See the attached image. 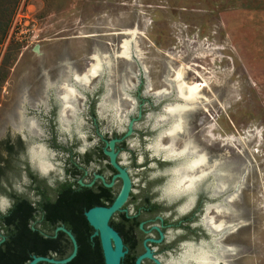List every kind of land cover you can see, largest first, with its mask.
I'll return each instance as SVG.
<instances>
[{"label":"rangeland","instance_id":"rangeland-1","mask_svg":"<svg viewBox=\"0 0 264 264\" xmlns=\"http://www.w3.org/2000/svg\"><path fill=\"white\" fill-rule=\"evenodd\" d=\"M128 31L136 34L140 55L116 58L121 43L130 39L124 34ZM0 46V165L17 158L30 162L34 143L47 146L42 134L49 114L46 93L53 89L59 94L73 75L87 72L98 54L111 67L81 89L87 94L79 103L81 134L86 140L94 137L91 101L96 115L104 113L97 115L104 135H121L132 127L119 155L121 164L135 187L151 185L157 191L177 162H159L147 149L167 128L156 129V119L164 107L179 101L174 90L167 97L155 94L169 92L167 82L181 68L188 83L205 84L206 103L184 114L174 147L178 152L190 142L206 156L208 168L217 161L223 179L239 184L231 202L226 197L235 193L232 186L209 201L215 206L225 200L229 212L212 211L210 216L215 225H236L220 238L231 249L229 264H264V0H0ZM114 102L121 122L109 108L98 109ZM7 141L14 157L8 156ZM161 145L169 146V139L162 138ZM64 158L56 151L50 157L54 178L60 181ZM11 180L19 194L33 198L24 174ZM204 181L202 189L215 183L213 176ZM1 187L3 205L9 199ZM182 202L174 200V208Z\"/></svg>","mask_w":264,"mask_h":264},{"label":"flooded vegetation","instance_id":"flooded-vegetation-1","mask_svg":"<svg viewBox=\"0 0 264 264\" xmlns=\"http://www.w3.org/2000/svg\"><path fill=\"white\" fill-rule=\"evenodd\" d=\"M76 90L79 94L76 93V99L72 102L74 104L71 103L70 105L73 108L75 107L77 111L75 110L72 115L70 113L71 109L67 108L64 118L61 116L63 110L61 94L64 90L60 89L59 94L53 89L46 93L48 96L46 107L49 114L45 127L46 131H42V134H46L47 146H38L34 143V161L21 162L17 158L15 161H6L0 165L2 172L6 175H12L20 170L21 174L28 178L30 182L28 191L33 194V198H29L27 194H19L12 182L2 184L3 193L9 199L8 202L4 201L2 206L7 208V204L9 205L6 213L0 214L6 216L12 209L15 198L18 197L34 207V226H44L43 235H47L46 224H51L49 220L45 221V212L53 211L59 203L63 206L64 226L62 228L66 231L72 234L69 228L72 223L76 222L77 215H80L83 221L89 225L85 217L86 212L93 208L110 207L122 188V181L117 177L118 172L105 154L112 151L115 154L116 164L127 172L131 181L125 203L120 211L114 213L109 220V225L121 237L123 249L126 252L121 264H134L135 260L145 253L146 247L149 248L153 258L158 260L160 264H196L191 258L197 256L201 251H205L210 258H214L213 253L221 250L223 251V261L229 264L230 253L226 251L229 247L220 241V238L224 235L223 239L226 234L223 233L217 238V245L215 246L214 236L209 232L211 230L212 233H215L208 223L209 218H213V224L216 222L214 217L210 216V213L214 211V205L209 203L213 199L209 198L210 190L207 187L202 189V186L198 185L193 191L194 193H191L193 194V199L192 197L190 199L191 207L185 210L188 200L186 194L175 197L168 193L169 187H163L157 191H151V185L135 187L131 176L123 167L119 158L121 152L128 145L127 130L121 135L115 132L111 134V137L104 135L100 130L101 123L97 121V115H103L104 113L99 111L96 115L94 111L95 101H91L88 105V111L94 137L86 140L81 134L79 118L81 106L79 103L83 101V97H87V94L84 95L81 88L77 86ZM76 100L78 103H76ZM85 107L86 104L82 107L83 111ZM98 109L106 111L102 103L99 104ZM67 113L70 114V119H66ZM34 123L36 125L34 129L41 133L38 122L34 121ZM60 135H63L64 138ZM111 141H114L113 149L109 147ZM19 142L23 144L22 140ZM4 146L8 151V156L10 158L14 157L11 141L4 143ZM149 147L147 151L152 154L153 159L158 158L157 161L166 162L162 155L156 156L157 154L155 155ZM41 149L45 154L44 159L52 165L47 173L40 169L38 160L35 157ZM54 151L57 152L58 156L65 157L64 179L61 181L55 179L56 177L54 178V166L50 162L51 153H54ZM12 165L14 168H11ZM145 168L146 166H143L141 169ZM29 173L32 176L34 175V179L30 177ZM135 191L138 194H135ZM211 191H213V188ZM211 195H213L212 192ZM204 199H207L208 202L204 204L203 209H200ZM174 200L183 202L180 206L174 208ZM206 205L209 207L205 212ZM224 225L226 224L224 223ZM93 234L94 232L92 238ZM0 237H4L3 232H0ZM1 238L2 241L3 238ZM161 254L164 256H161ZM223 261H220L219 264H225ZM141 264L155 263L153 260L145 259Z\"/></svg>","mask_w":264,"mask_h":264},{"label":"bare ground","instance_id":"bare-ground-1","mask_svg":"<svg viewBox=\"0 0 264 264\" xmlns=\"http://www.w3.org/2000/svg\"><path fill=\"white\" fill-rule=\"evenodd\" d=\"M125 35H130V39H126L121 43V47L119 48L118 54L116 58H121L123 60H130L133 55H140L138 54L136 43L133 41L135 39L134 32H124ZM134 43V44H133ZM92 64L90 68L85 72L83 75H73V84L70 83L63 87V94L61 96V100L63 103V110L61 111V116L64 118L65 110L67 108L71 109V114L75 113L77 109L71 107V103L76 99V86L85 89L90 85V83L97 79L105 69L110 70L111 64L110 61L103 56L95 54L92 57ZM185 71L184 68H181L179 71L174 73L172 81H168L167 84L170 87L169 92L167 90L159 91L155 94L158 98L167 97L169 96L172 91L174 90L175 99L179 102L175 104H170L164 107L163 115L159 116L155 121V126H159L160 124L167 123V128L163 129V131L158 135L156 141L149 147L154 148L155 155H158V152L163 151V158L170 159V160H183L181 165L174 170V179L169 185L168 193L171 195L181 196L185 194H191L198 185H200L205 179L209 176H213L214 184L212 185L213 191L212 196H220V193L225 192L231 186L236 190L235 193L226 197L227 203L231 202L235 199L238 192V183H234L229 185L223 179V171L217 169L218 162L214 161L213 164L208 168V159L204 154H198L197 150L192 149V144L190 142H185L184 146H182L180 151H176L174 144L175 140L178 135L183 131V121H184V114L188 112H193L199 106H204L206 103V99L202 95V90L205 84L202 83H188L185 78ZM172 90V91H171ZM79 94V93H78ZM79 96V95H77ZM74 104V103H72ZM73 106V105H72ZM104 108H109L110 111L114 113L115 118L121 122L120 118V111L117 102H114L113 105L104 104ZM34 126V123H31ZM24 122L22 123L21 130L24 129ZM169 139V146L163 147L161 145L162 138ZM32 151V160L34 161V148L31 149ZM31 155V154H30ZM36 159L38 160L40 169L47 173L49 169L52 168V165L46 161L45 154L41 150L35 155ZM207 167L208 169L203 170L202 168ZM213 182V181H212ZM211 188V189H212ZM194 193V192H193ZM225 200H223V204H218L213 206L214 211L216 213H221V211L229 212V208L225 206ZM190 203L185 206V210L189 209ZM226 212V213H227ZM208 223L211 229L220 235L223 233L227 234L230 232L235 231L236 225H224L220 223L218 225L213 224V218H209ZM228 228V229H226ZM217 243V240H216ZM220 250V249H219ZM229 253H231V249H227ZM228 253V254H229ZM216 254H219L218 256ZM223 251H215L213 253L214 258H210L209 255L205 251H201L197 256H193L191 258L196 264H215L216 261H223L222 259ZM225 263V261H223ZM226 264V263H225Z\"/></svg>","mask_w":264,"mask_h":264},{"label":"trees","instance_id":"trees-1","mask_svg":"<svg viewBox=\"0 0 264 264\" xmlns=\"http://www.w3.org/2000/svg\"><path fill=\"white\" fill-rule=\"evenodd\" d=\"M20 175L19 170L10 177L0 168V186L3 181L10 184L13 176L19 178ZM29 175L34 179V175ZM57 205L53 211L45 212V221L49 220L51 224H46L47 235H43L44 226H34V207L22 198H15L10 212L6 216L0 214V232L4 234L3 239L0 237V264H28L33 257L63 260L71 255L70 239L64 232H56L58 227L64 226L63 206L61 203ZM69 229L76 239L78 251L75 258L67 264H104L99 239L92 238L93 229L80 215L76 216V222Z\"/></svg>","mask_w":264,"mask_h":264},{"label":"water","instance_id":"water-1","mask_svg":"<svg viewBox=\"0 0 264 264\" xmlns=\"http://www.w3.org/2000/svg\"><path fill=\"white\" fill-rule=\"evenodd\" d=\"M167 126H168V124L164 123L162 125L157 126L156 129L164 128ZM130 131H131V127H129V132ZM129 132L127 133L126 137L129 136V134H130ZM24 138H26L25 135H24ZM113 145H114V141H111L109 143V147L111 149H113ZM150 145H152V144H150ZM150 150H152V152H154V148H152V149L150 148ZM163 153H164L163 151H160V152H158V155H156V156L159 157L160 155H162V157H163ZM30 154H31V159H32V155H33L32 151H30ZM105 154L109 157L111 165L118 172L117 177L120 178V180L122 181V188L120 190L118 197L115 199V201L113 202V204L110 207H108V208L98 207V208L90 209L89 211L86 212L85 217H86V220H87L89 226L94 231L93 237L96 236L99 239V243H100V247H101V251H102V256H103V263L104 264H121V261L124 258L126 252L123 249V243H122L121 237L109 225V220L114 213L120 211L121 207L125 203L127 196H128V193H129L130 186H131V181H130V178H129L127 172L124 169L120 168L116 164L115 154L112 151L106 152ZM172 161L177 162V165L174 168H172L171 170H169L168 176L170 177V179L168 180L167 184L165 185V187H167V188L169 187V185L171 184V182L173 181V179L175 177L174 176V170L177 169L181 165L183 160H177L176 159V160H172ZM204 182H202L200 184V186H202ZM212 185L213 184L211 183L207 186V189L210 190L209 198H214L211 195ZM106 186H108V185H106ZM186 195L188 198L187 203H186V205H187L188 203H191L190 199H191V197L193 199V194H186ZM221 195L222 194H220V196ZM208 207H209L208 205L205 206V212H206V209ZM226 229H228V228H226ZM57 231H62L64 233H66V235L69 237L71 244H72L71 255L68 256L67 258L63 259V260H56V259L48 258V257H33L32 260L28 264H38V263H42V262L48 263V264H67L75 258L77 251H78V244L76 242V239L74 238V236L70 232L66 231L62 227L57 228L56 232ZM209 232L214 236V244L216 246L217 245L216 240H217L219 234L212 233L211 230ZM216 249H217V247H216ZM145 259L153 260L155 264H160V262L158 260L153 258L151 251L147 247L145 248V253L140 255L135 260L134 264H141L142 261ZM229 262H230V260H229Z\"/></svg>","mask_w":264,"mask_h":264},{"label":"clouds","instance_id":"clouds-1","mask_svg":"<svg viewBox=\"0 0 264 264\" xmlns=\"http://www.w3.org/2000/svg\"><path fill=\"white\" fill-rule=\"evenodd\" d=\"M0 210H3V206L0 205ZM215 264H219V261H216Z\"/></svg>","mask_w":264,"mask_h":264},{"label":"built area","instance_id":"built-area-1","mask_svg":"<svg viewBox=\"0 0 264 264\" xmlns=\"http://www.w3.org/2000/svg\"><path fill=\"white\" fill-rule=\"evenodd\" d=\"M1 54H2V47L0 46V56H1Z\"/></svg>","mask_w":264,"mask_h":264}]
</instances>
